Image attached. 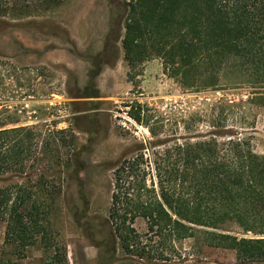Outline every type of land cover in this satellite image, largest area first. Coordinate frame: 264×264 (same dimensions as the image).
Masks as SVG:
<instances>
[{
	"label": "trees",
	"instance_id": "16d2710c",
	"mask_svg": "<svg viewBox=\"0 0 264 264\" xmlns=\"http://www.w3.org/2000/svg\"><path fill=\"white\" fill-rule=\"evenodd\" d=\"M70 1L0 0V19L42 16ZM125 10L121 49L129 68L159 59L183 90L244 89L246 102L227 110L247 104L264 113V0H128ZM14 72L0 61V84ZM78 113L71 112L73 124ZM222 115L212 117L205 133L187 127L186 136L161 141L156 130L150 151L142 144L108 166L105 221L124 261H167L176 244L195 239L233 252L237 264H264V156ZM80 168L73 129L44 134L0 106V224L4 246L18 260L39 245L44 264H68L53 223L62 188L78 180ZM0 264L16 262L0 258Z\"/></svg>",
	"mask_w": 264,
	"mask_h": 264
},
{
	"label": "rangeland",
	"instance_id": "374dc122",
	"mask_svg": "<svg viewBox=\"0 0 264 264\" xmlns=\"http://www.w3.org/2000/svg\"><path fill=\"white\" fill-rule=\"evenodd\" d=\"M127 1L71 0L42 16L0 19V61L15 69L14 77L0 84V106L17 112L21 126L44 134L73 129L81 152L78 180L62 188L53 223L55 244L65 250L68 264H237L233 252L206 248L195 239L176 244L167 261L151 256V261L126 262L109 234L105 220L112 174L107 168L142 144L150 151L156 130L161 141L186 136L187 127L205 133L212 117L223 112L226 126L248 136L253 152L264 156L263 111L247 104L226 108L245 103L246 90H183L163 72L159 59L127 66L121 49ZM73 103L77 106L70 107ZM72 110L80 112L75 124L82 131L73 124ZM135 228L144 234L143 223ZM228 230L239 236L234 228ZM4 232L0 224V258L44 264L39 245L18 260L4 246ZM148 239L143 236L144 242Z\"/></svg>",
	"mask_w": 264,
	"mask_h": 264
}]
</instances>
